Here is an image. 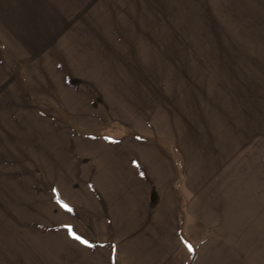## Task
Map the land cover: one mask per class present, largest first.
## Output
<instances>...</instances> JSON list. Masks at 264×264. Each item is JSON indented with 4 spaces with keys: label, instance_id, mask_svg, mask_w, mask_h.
Segmentation results:
<instances>
[{
    "label": "rangeland",
    "instance_id": "374dc122",
    "mask_svg": "<svg viewBox=\"0 0 264 264\" xmlns=\"http://www.w3.org/2000/svg\"><path fill=\"white\" fill-rule=\"evenodd\" d=\"M95 3L0 88V264H127L102 210L166 187L183 259L213 232L264 264V0Z\"/></svg>",
    "mask_w": 264,
    "mask_h": 264
},
{
    "label": "crops",
    "instance_id": "0c3cea01",
    "mask_svg": "<svg viewBox=\"0 0 264 264\" xmlns=\"http://www.w3.org/2000/svg\"><path fill=\"white\" fill-rule=\"evenodd\" d=\"M7 1L0 0V88L15 80L27 63L47 61L38 58L47 56L50 49L70 47L73 25L81 24L78 14L93 0ZM96 2L104 7V0ZM166 188V193L161 191L156 201L146 199L133 205L117 204L111 207L110 212L102 210L105 217L103 224H127L129 233L133 225L132 231L138 230L143 235L142 239H128L127 264L136 261L132 248L138 249L142 264H211L209 261L215 262L212 259L219 261V264H228L224 263L225 257L216 258V241L219 239L213 232L204 240L193 242L190 248L192 252L187 251V259L182 258L185 237L180 226L181 202L176 200L175 188ZM95 213V218L99 219L98 204ZM90 217L93 218V215ZM246 263L247 260L241 255H237L233 261V264Z\"/></svg>",
    "mask_w": 264,
    "mask_h": 264
},
{
    "label": "snow or ice",
    "instance_id": "6c2138e0",
    "mask_svg": "<svg viewBox=\"0 0 264 264\" xmlns=\"http://www.w3.org/2000/svg\"><path fill=\"white\" fill-rule=\"evenodd\" d=\"M64 207H65L66 209H68L69 211H71V209L68 208L67 205H64ZM72 235H73V237H74L75 239L80 240L82 243H84V244H88V242H87L86 240H84L82 237L76 235L75 233H72Z\"/></svg>",
    "mask_w": 264,
    "mask_h": 264
}]
</instances>
